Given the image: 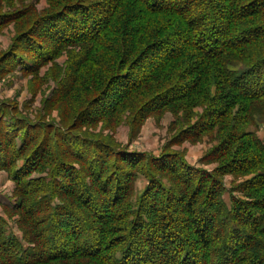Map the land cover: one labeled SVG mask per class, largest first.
I'll return each instance as SVG.
<instances>
[{
    "label": "trees",
    "instance_id": "1",
    "mask_svg": "<svg viewBox=\"0 0 264 264\" xmlns=\"http://www.w3.org/2000/svg\"><path fill=\"white\" fill-rule=\"evenodd\" d=\"M61 1L22 46L42 61L51 47L89 45L86 61L110 78L83 122L125 110L133 124L167 109L187 118L202 107L172 141L217 129L220 174L253 177L228 210L221 178L177 154L153 158L61 131L37 144L34 125L16 120L7 131L0 117V171L16 184L29 244L0 219V264H264V142L248 130L264 119V0ZM139 173L149 185L134 205Z\"/></svg>",
    "mask_w": 264,
    "mask_h": 264
},
{
    "label": "rangeland",
    "instance_id": "2",
    "mask_svg": "<svg viewBox=\"0 0 264 264\" xmlns=\"http://www.w3.org/2000/svg\"><path fill=\"white\" fill-rule=\"evenodd\" d=\"M60 1L0 0V117L4 119L7 131L14 123H18L16 120H22L34 125L39 131L41 139L37 144L45 133L54 138L55 132L61 131L73 132L90 140L109 142L116 149L153 158L177 154L188 166L213 172L221 178L224 187L222 201L228 210L232 207L233 197L243 199L239 188L253 174H220L221 162L211 154L217 150L221 138L217 129L181 143L172 141L182 129L194 124L205 108L193 109L192 114L187 113V118L183 117L181 111L167 109L158 116L138 119L133 124L132 115L125 110L119 112L115 120L83 122L82 113L93 99V94L101 90L110 78V73L105 74L93 63L86 61L89 58V45L72 44L60 49L51 47L48 51L52 55L42 61L22 46L26 42L22 39L23 33L38 25L46 15L53 13L60 6ZM64 1L66 0L61 2ZM20 47L22 49L15 55L17 58L9 57ZM93 53L89 55L96 56H92ZM95 58L102 60L98 55ZM115 87L113 85L111 88ZM236 112L237 108L234 113ZM248 127L249 131H254L264 142V119H258L254 126ZM20 140V137L16 138L14 147L21 146ZM72 149L79 150L75 145ZM17 165L20 167L22 162L18 161ZM157 176L166 187H180L174 176L166 172H158ZM32 177H39V174H33ZM148 185L149 179L145 175H136L132 204L139 201ZM19 202L16 184L6 170H1L0 219L4 223L6 235L15 237L27 248L29 244L24 240L23 231L28 229V225L23 221V213L15 210Z\"/></svg>",
    "mask_w": 264,
    "mask_h": 264
}]
</instances>
